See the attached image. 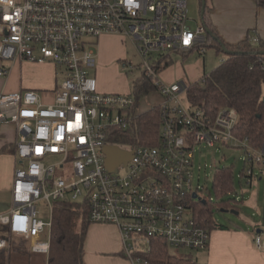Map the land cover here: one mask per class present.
<instances>
[{
	"label": "built area",
	"instance_id": "2783aa9c",
	"mask_svg": "<svg viewBox=\"0 0 264 264\" xmlns=\"http://www.w3.org/2000/svg\"><path fill=\"white\" fill-rule=\"evenodd\" d=\"M188 20L187 0H0V62H51L62 74L49 103L32 89L0 93V124L15 126L19 161L12 206L0 214L5 233L0 250H9L12 238H22L30 252L47 255L50 240L43 235L47 227L50 236L53 205L59 201L86 202L90 223L115 225L133 264H153L145 258L153 240L191 251L208 247L210 230L188 213L193 200L202 198L191 181L195 147L232 142L242 148L247 164L243 177L251 184L264 174V144L255 147L234 134V108L220 107L211 118L184 104L187 82L166 85L159 80V72L171 62L170 53L206 52L205 26L193 29ZM105 34L131 40L141 59V76L156 86L160 118L153 144L112 141L134 128L139 108L131 92L97 88L94 46ZM121 63L124 70L134 68L127 60ZM8 72L1 64L0 77ZM106 145L132 153L116 172L106 167ZM52 156L58 162L46 165ZM38 201L48 204V222L37 216ZM257 227L253 243L260 249L264 202Z\"/></svg>",
	"mask_w": 264,
	"mask_h": 264
},
{
	"label": "trees",
	"instance_id": "16d2710c",
	"mask_svg": "<svg viewBox=\"0 0 264 264\" xmlns=\"http://www.w3.org/2000/svg\"><path fill=\"white\" fill-rule=\"evenodd\" d=\"M253 1L258 7L264 8V0ZM201 20L209 31L206 32V46L224 51L226 58L214 70L203 73L198 81L189 83L186 97L194 107L203 109L211 118L220 107L234 108L238 114L234 134L260 147L264 144V54L261 53L264 51V41L259 37L254 41L253 35L248 34L236 44L225 42L215 31L207 15L206 5ZM155 91L152 79L141 76L135 80L131 91L139 108L135 116V128L123 131L125 136L112 140L113 143H155L159 132L160 107L158 103L145 109L140 107L141 99ZM240 174L243 176V170ZM233 183L231 167L217 168L213 179L217 200L214 202L208 195L191 203L194 217L209 230L227 228L211 218L216 203L224 209H237V199L230 196ZM88 213L86 202L54 203L49 252L40 264H84V242L91 224ZM11 253L31 258L28 244L22 238H12L9 250H0V264H23L14 262ZM145 258L153 264H206L193 259L190 254H171L164 242L156 240L151 242V251ZM32 261L29 260L27 264H37Z\"/></svg>",
	"mask_w": 264,
	"mask_h": 264
},
{
	"label": "crops",
	"instance_id": "0c3cea01",
	"mask_svg": "<svg viewBox=\"0 0 264 264\" xmlns=\"http://www.w3.org/2000/svg\"><path fill=\"white\" fill-rule=\"evenodd\" d=\"M233 1L240 3L242 8L238 11L240 18L231 20L230 29L220 25L218 21L220 16L216 12H213V15L210 16L217 34L225 42L236 44L245 39L249 30H252L254 36L256 35L264 41V8L258 7L253 0H230L231 3ZM220 2L218 3L215 0L219 12L221 10ZM253 15H255V18L257 17L256 23ZM98 45L100 47L99 51H95L97 57L95 77L98 90L110 93L130 92H127L124 86L116 82H110L103 76L104 66L111 64L113 67L114 61L123 58V44L117 36L105 34L101 36V42ZM7 63L9 66L5 64V61L0 62V65L9 68L7 76L0 77V93H13L24 89H32L37 92L42 102L49 103L52 101L54 90L62 79V74L60 72V74H57L60 68L51 62L38 63L19 58ZM198 71L204 72L201 68ZM165 73L169 81L174 79L185 80V76L189 75V71H185L187 74L185 75L184 72L179 70L176 71L174 76L172 69L167 70ZM192 82L195 81L189 83ZM156 103L158 102H154L153 105ZM17 139L18 133L14 125L0 124V214L7 213L12 206L13 174L19 166V161L15 156ZM262 175L259 174L252 180L251 184H246L253 185L254 181L262 178ZM237 201V209L234 210L238 212L242 206V199ZM258 224L253 222L246 228L233 226L223 229H211L208 247L198 252L194 257L192 254L190 255L198 262L206 264H264V235L262 236V248H257L253 243L255 233L260 232L257 227ZM13 254L17 255L11 253V259L16 263L21 262V257L17 255L19 257L17 259ZM45 257L46 255H44ZM83 261L84 264H133L125 254L124 242L119 229L115 225L104 223H91L89 225L84 242Z\"/></svg>",
	"mask_w": 264,
	"mask_h": 264
},
{
	"label": "rangeland",
	"instance_id": "374dc122",
	"mask_svg": "<svg viewBox=\"0 0 264 264\" xmlns=\"http://www.w3.org/2000/svg\"><path fill=\"white\" fill-rule=\"evenodd\" d=\"M220 2L221 10L218 11V7L215 4V0H205L206 12L207 15L212 16L213 12H216L220 16L219 23L221 26H226L230 29V22L232 19H239L238 11L242 8L240 3L230 0H217ZM249 12V10H248ZM237 13V15H236ZM250 13V12H249ZM235 15V16H234ZM187 17L188 25L191 28H196V26L202 23L201 20V0H187ZM255 18V15H253ZM257 17L255 18L256 23ZM254 23V24H255ZM249 36L253 35L252 30L248 32ZM115 35L118 37V40L123 44V58L121 60L114 61L113 67L110 65L104 66L103 76L110 82H116L119 85H122L126 88L127 92L132 91L133 82L136 78L141 76V70L137 68L140 64V56L131 42L130 39L122 35L117 34H108ZM1 37V35H0ZM94 50L99 51V43L101 42V36L95 41ZM226 58V53L220 49L215 48L214 46H206V52L204 54H199L198 50L194 49L192 52L187 55H183L181 52H172L170 53V64L166 66L159 72L158 78L163 84H172L179 80H171L166 77V71L172 69L175 76L176 71L184 72L189 71V75L185 73V82L189 84L190 81H197L203 75V73H208L215 68H217L222 60ZM127 60L131 62L134 68L131 70H124L122 67V61ZM7 66L9 64L5 62ZM97 68V64H96ZM96 68L92 70L94 77L96 76ZM203 69L204 72H199L198 70ZM60 71V70H59ZM57 71V74H60ZM192 75V76H191ZM96 78V77H95ZM97 81V79H96ZM264 91V86H263ZM126 92V91H125ZM159 101V96L156 93L149 94L140 101L141 109H145L147 106H151L154 102ZM182 101L185 105H190L185 94L182 95ZM135 128V126H134ZM244 151L242 148L236 147L232 142L228 144L216 143L213 147L206 145L196 146L194 149V158L193 165L191 168L192 172V186L195 189L198 186L197 194L200 197H206L210 195L211 199L215 202L217 200L216 195L217 191L213 186L214 174L217 168L226 166L231 167L232 174L234 176L233 189L230 193V196L235 197L237 200L242 199V206L239 208L238 213L234 214L231 212H221L218 205L212 208L211 218L217 223L227 227L239 226L246 228L253 224V222L261 223L262 219V208L264 201V174L260 180L254 181L253 185L249 186L245 182V178L240 174L247 164L243 160ZM58 157H48L45 160V164L49 165L55 162H58ZM254 170L257 172L259 167L255 164ZM124 172L122 171L121 174ZM197 202L198 200H193ZM37 216L42 219L44 222H48L50 217V211L48 204L45 201H38L36 203ZM188 213L194 215L193 207H190ZM4 227L0 225V236H4ZM17 240V238H15ZM12 240V239H11ZM43 240H50L48 228H45ZM18 242V241H17ZM147 246V243L146 245ZM168 251L171 254L186 255L192 254L193 257L201 250H187L184 248H175L172 246H167ZM14 255V254H13ZM15 258L19 259L17 255H14ZM44 258V255L41 253L31 254L29 257H21L20 261L23 264H27L29 260H33V263H41Z\"/></svg>",
	"mask_w": 264,
	"mask_h": 264
},
{
	"label": "water",
	"instance_id": "95a60500",
	"mask_svg": "<svg viewBox=\"0 0 264 264\" xmlns=\"http://www.w3.org/2000/svg\"><path fill=\"white\" fill-rule=\"evenodd\" d=\"M205 5H206L205 0H201V15L204 13ZM206 32L208 33L209 31L206 29ZM261 53L264 54V51H262ZM103 151L106 155L105 164H106L107 169L110 172H116L119 164L121 163L126 164L127 161L131 159V155H132L131 152L122 150L115 145H106L104 146ZM193 197L197 198L195 194H193ZM220 210L221 212H231L234 214L238 213L234 209L228 210V209L221 208Z\"/></svg>",
	"mask_w": 264,
	"mask_h": 264
}]
</instances>
